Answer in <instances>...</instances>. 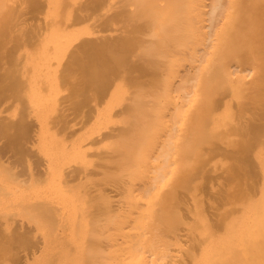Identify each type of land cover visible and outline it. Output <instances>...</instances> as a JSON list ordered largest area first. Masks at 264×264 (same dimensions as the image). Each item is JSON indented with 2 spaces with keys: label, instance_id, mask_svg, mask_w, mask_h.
Instances as JSON below:
<instances>
[{
  "label": "bare ground",
  "instance_id": "1",
  "mask_svg": "<svg viewBox=\"0 0 264 264\" xmlns=\"http://www.w3.org/2000/svg\"><path fill=\"white\" fill-rule=\"evenodd\" d=\"M0 264H264V0H0Z\"/></svg>",
  "mask_w": 264,
  "mask_h": 264
}]
</instances>
